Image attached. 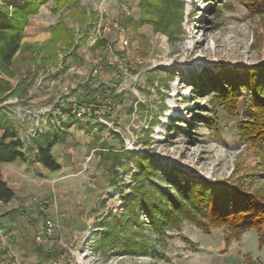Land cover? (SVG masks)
<instances>
[{"label": "rangeland", "instance_id": "obj_1", "mask_svg": "<svg viewBox=\"0 0 264 264\" xmlns=\"http://www.w3.org/2000/svg\"><path fill=\"white\" fill-rule=\"evenodd\" d=\"M139 1L79 0L76 8L54 13L51 0L30 19L23 42L43 44L64 15L75 56L59 53L43 64L25 53L9 74L0 70L2 82L21 87L19 96L0 93V108L25 142L50 126L63 139L53 149L59 172L36 165L33 155L29 163L3 167L15 198L0 205L9 242L0 264H264L257 230L226 249L222 229L206 235L188 221L153 234L139 208L147 252H95L106 220L120 216L125 201L134 199L132 178L143 156L157 168L154 184L164 190H171L170 169L205 180H239L253 189L264 186L260 159L238 135L248 114L243 101L236 118L210 103V89H219L223 74L264 61V19L240 0H185L186 34L172 42L141 19ZM102 153L120 154L123 167L102 159ZM48 220L57 230L44 234Z\"/></svg>", "mask_w": 264, "mask_h": 264}, {"label": "trees", "instance_id": "obj_2", "mask_svg": "<svg viewBox=\"0 0 264 264\" xmlns=\"http://www.w3.org/2000/svg\"><path fill=\"white\" fill-rule=\"evenodd\" d=\"M50 1L0 0V70L3 73L9 74L17 59L25 53H29L31 61H43V64L53 63L59 53L66 57L75 56L74 34L67 28V16L64 15L60 16V21L52 28V37L43 44L23 42L30 19L37 16L40 9ZM78 1L56 0L53 11L58 13L66 6L76 8ZM240 1L252 15L264 19V0ZM184 6L185 0H140V17L175 42L184 37L185 30L181 25ZM216 12L220 13V10ZM101 44L98 42V46ZM44 54H47L46 58ZM223 75L224 82L217 85L219 89L216 90L213 85L210 89L213 93L210 103L222 109L226 116L236 118L238 106L243 101L248 114L238 127V135L240 141L257 154L264 178V61L244 66L242 72L229 70ZM152 79L155 84V78ZM169 79L168 83L174 78L171 75ZM222 79L215 81V84ZM19 86L13 89L9 82L3 81L0 93L6 94L12 90L10 97L19 96ZM100 107L95 106L98 109ZM8 119L6 109L0 108V202L3 203L11 202L15 192L3 179L2 165L29 163L30 154L37 152L38 156L33 159L36 165L51 172H59L62 168L53 149L63 143V139L54 134L51 126L27 137L26 143V137H21ZM101 158H112L119 167H123L120 154L102 153ZM138 161L139 174L132 178L135 184L131 186L134 199L125 201L120 216L106 220L103 232L95 241V252L103 256H109L118 249H125L123 253L130 255L146 253L149 247L143 242L144 236L140 237L142 232L139 231L146 229L138 219L139 209L143 210L149 231L153 234L162 235L166 229L179 228L183 221H188L201 228L206 235H211L214 229H222L226 249L233 241L240 240L246 232L252 230L258 231L259 248L264 247V186L253 189L251 184L245 187L239 180H205L170 169L166 182L171 185V190H164L154 184L157 168L146 156ZM256 175L258 177L260 174H252V177ZM128 230L134 231L130 237L126 234ZM10 238L13 242V238ZM7 252L8 249L0 252V262L4 261Z\"/></svg>", "mask_w": 264, "mask_h": 264}, {"label": "built area", "instance_id": "obj_3", "mask_svg": "<svg viewBox=\"0 0 264 264\" xmlns=\"http://www.w3.org/2000/svg\"><path fill=\"white\" fill-rule=\"evenodd\" d=\"M1 219V218H0ZM44 234H51L53 231L57 230V224L51 220L46 221L43 226ZM37 241L41 243L43 240L37 237ZM9 246L8 237L5 234L2 225L0 223V252L5 251Z\"/></svg>", "mask_w": 264, "mask_h": 264}, {"label": "crops", "instance_id": "obj_4", "mask_svg": "<svg viewBox=\"0 0 264 264\" xmlns=\"http://www.w3.org/2000/svg\"><path fill=\"white\" fill-rule=\"evenodd\" d=\"M31 155H33V157H36V156H38V153L37 152H34V153H31L30 154V156ZM18 162H15V163H12V164H4V165H2V169H3V167H8V166H13V165H15V164H17ZM25 164V163H24ZM2 175H3V173H2ZM7 177V175H5V176H3V179L6 181V182H9L8 181V179L6 178ZM9 186V185H8ZM10 187V186H9ZM11 188V187H10ZM12 189V188H11ZM13 190V189H12ZM14 191V190H13ZM15 192V191H14ZM3 204H10V202H8V203H3V202H0V205L2 206ZM260 249H262V248H260Z\"/></svg>", "mask_w": 264, "mask_h": 264}]
</instances>
